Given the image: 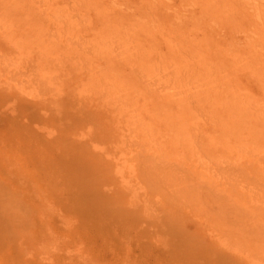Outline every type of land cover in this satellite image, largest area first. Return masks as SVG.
I'll list each match as a JSON object with an SVG mask.
<instances>
[{
    "label": "rangeland",
    "instance_id": "rangeland-1",
    "mask_svg": "<svg viewBox=\"0 0 264 264\" xmlns=\"http://www.w3.org/2000/svg\"><path fill=\"white\" fill-rule=\"evenodd\" d=\"M0 264H264V0H0Z\"/></svg>",
    "mask_w": 264,
    "mask_h": 264
},
{
    "label": "bare ground",
    "instance_id": "bare-ground-1",
    "mask_svg": "<svg viewBox=\"0 0 264 264\" xmlns=\"http://www.w3.org/2000/svg\"><path fill=\"white\" fill-rule=\"evenodd\" d=\"M219 201V200H218Z\"/></svg>",
    "mask_w": 264,
    "mask_h": 264
}]
</instances>
